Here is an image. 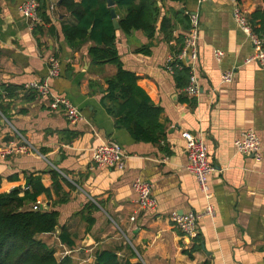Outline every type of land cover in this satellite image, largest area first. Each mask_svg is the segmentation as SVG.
<instances>
[{
	"label": "crops",
	"instance_id": "obj_1",
	"mask_svg": "<svg viewBox=\"0 0 264 264\" xmlns=\"http://www.w3.org/2000/svg\"><path fill=\"white\" fill-rule=\"evenodd\" d=\"M24 1L0 0V146L20 135L44 157L32 152L0 158V194L20 189L23 195L30 176L40 177L51 189L52 198L41 194L37 201L44 210L59 211V225L39 238L56 257L69 255L76 264H89L98 250L110 249L144 264H264V66L246 61L256 49L233 13L238 3L249 17L264 8V0H164L162 15L171 9L183 16L199 13L197 96L179 88L167 69L169 57L183 46L178 36L185 39L187 33L175 11L170 14L175 29L169 41L160 31L152 39L141 30L118 31L124 67L136 73L138 84L162 108L164 134L157 143L136 141L117 127L102 103L106 78L117 68L92 64L88 49L93 42L76 51L68 46L62 26L75 19L57 6L59 0H50L53 23L39 34L19 10ZM120 11L118 19L124 15ZM52 25L56 29L50 32ZM217 50L224 52L220 60ZM52 55L60 61L61 74L49 81L51 95L67 97L80 109L82 118L76 123L64 111L50 108V96L26 89L49 76ZM228 70L233 80L223 82ZM248 129L260 137L261 161L236 151L235 140ZM185 131L204 137L215 166L209 176L215 216L198 220L200 249L192 257L187 251L196 240L185 237L170 221L173 211L203 212L208 204L195 175L186 169ZM109 139L123 147V169L94 162L96 148ZM55 171L61 175L60 195L53 187ZM137 178L153 185L155 208L138 203L133 188ZM66 193L67 200L57 204ZM90 202L96 209L89 214ZM63 228L75 239L74 248L62 243Z\"/></svg>",
	"mask_w": 264,
	"mask_h": 264
},
{
	"label": "trees",
	"instance_id": "obj_2",
	"mask_svg": "<svg viewBox=\"0 0 264 264\" xmlns=\"http://www.w3.org/2000/svg\"><path fill=\"white\" fill-rule=\"evenodd\" d=\"M114 1L118 10L124 9L125 11L124 15L119 18L120 29L114 26L107 0H62L60 7H63L75 19L72 24L63 23L64 39L74 51L80 50L88 42H93L88 49L92 64L116 66V73L106 78L107 87L102 97L103 105L115 118L117 127L126 129L133 139L157 143L161 141L164 134V127L159 121L162 108L155 105L138 84L136 73L124 67L117 47V33L119 30L127 34L141 30L152 39L160 31L169 41L173 38L172 33L175 29L170 14L175 11V15L182 18L187 31L190 28L189 16H183L180 11L174 9L162 15L164 0ZM172 1L185 2L186 0ZM237 1L241 3L244 0ZM37 2L41 23H35L33 26L35 34L43 32L45 25L53 23L50 14V0H37ZM249 23L253 31L263 39L264 8L260 7L250 14ZM54 29H56L54 25L49 27L50 32ZM177 40L183 45V36H178ZM177 64H172L175 82L179 88H186L190 81V68L181 62ZM59 178L61 175L55 171L53 187L60 195L62 187ZM28 183L29 189L23 195L20 189L0 194V264H76L69 255L61 259L57 258L55 250L39 238L40 234L55 232L59 225V211L57 209H33V204L37 202L41 194L52 198V193L40 177L30 176ZM68 197L67 193L59 197L57 204L65 202ZM87 208L89 214L96 209L91 202ZM88 218L89 223L92 224L93 218L90 216ZM198 237L194 239L196 240L195 246L187 251L190 257L200 249ZM60 239L70 248L76 246L75 239L64 228ZM89 264L144 263L141 260L133 262L129 258H122L117 251L103 249L96 252L95 261Z\"/></svg>",
	"mask_w": 264,
	"mask_h": 264
},
{
	"label": "built area",
	"instance_id": "obj_3",
	"mask_svg": "<svg viewBox=\"0 0 264 264\" xmlns=\"http://www.w3.org/2000/svg\"><path fill=\"white\" fill-rule=\"evenodd\" d=\"M39 3L37 0H25L19 7L21 14L26 18H32V25L41 23V18L38 14ZM234 18L240 27L247 32L255 46V54L248 57L247 62L256 61L264 66V49L263 40L253 31L249 23V17L242 10L241 6L236 3L234 7ZM190 28L186 33L184 44L181 50L169 57L167 69L173 73L174 63H182L190 68L191 76L189 84L186 87L187 92L191 96H197L200 92L198 78L195 74V61L198 58L199 40H200V16L198 12L190 13ZM224 52L217 50L215 56L218 60L222 58ZM177 64V65H178ZM50 72L49 76L42 82H33L26 89L34 90L42 96H50V108L52 110L64 111L68 120L71 123H76L82 118L80 109L74 105L71 100L64 96L51 95L50 79L56 78L61 74V64L59 59L52 55L49 57ZM223 82H231L233 80V72L225 71L222 76ZM183 137L186 140L188 162L186 169L195 175L201 191L206 195L208 204L203 212L188 211L179 213L173 211L170 215L172 224L188 239L194 240L199 235L198 220L204 216H215V208L211 203V192L209 185V176L215 171V166L209 161L208 148L204 137L194 135L191 132H183ZM235 148L241 154H253L257 161L263 158L262 145L259 135L254 129L246 130L241 137L235 140ZM35 152L44 157L35 145L28 142L23 136H18L17 139L9 141L5 145L0 146V158L4 159L10 156L28 154ZM124 151L120 143L113 139H109L105 143L96 148L94 162L97 166H108L111 168H124ZM133 188L138 195V203L143 207L155 208L157 201L153 196V185L146 180L137 178L133 182ZM33 209H44L38 203L33 204Z\"/></svg>",
	"mask_w": 264,
	"mask_h": 264
},
{
	"label": "water",
	"instance_id": "obj_4",
	"mask_svg": "<svg viewBox=\"0 0 264 264\" xmlns=\"http://www.w3.org/2000/svg\"><path fill=\"white\" fill-rule=\"evenodd\" d=\"M62 0H59L57 2V6H59L61 4ZM107 5L108 7L111 8V15L113 18V23L116 29H120L121 25L119 23V19H118V13H117V9H116V2L114 0H107ZM61 16V15H60ZM28 22L32 23V18H28ZM45 208L48 209V203H46Z\"/></svg>",
	"mask_w": 264,
	"mask_h": 264
},
{
	"label": "rangeland",
	"instance_id": "obj_5",
	"mask_svg": "<svg viewBox=\"0 0 264 264\" xmlns=\"http://www.w3.org/2000/svg\"><path fill=\"white\" fill-rule=\"evenodd\" d=\"M54 2L53 3H56V1H58V0H53ZM55 6H52V9L54 8ZM121 11V13H125V11H124V9H120Z\"/></svg>",
	"mask_w": 264,
	"mask_h": 264
}]
</instances>
